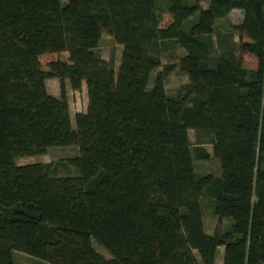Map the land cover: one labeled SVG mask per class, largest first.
I'll list each match as a JSON object with an SVG mask.
<instances>
[{"label":"trees","instance_id":"obj_1","mask_svg":"<svg viewBox=\"0 0 264 264\" xmlns=\"http://www.w3.org/2000/svg\"><path fill=\"white\" fill-rule=\"evenodd\" d=\"M207 1L0 0V264H17L15 251L47 264H215L219 247L222 264H264V0ZM233 8L239 41L218 33L211 60L215 21ZM103 32L123 46L117 73L97 52ZM176 45L188 83L169 96L175 65L161 58ZM60 51L68 60L44 70L40 57ZM66 81L87 89L74 127ZM189 128L210 134L218 176L195 174ZM65 145L78 154L16 164ZM58 166L76 174L56 176ZM203 198L228 221L213 234Z\"/></svg>","mask_w":264,"mask_h":264},{"label":"rangeland","instance_id":"obj_2","mask_svg":"<svg viewBox=\"0 0 264 264\" xmlns=\"http://www.w3.org/2000/svg\"><path fill=\"white\" fill-rule=\"evenodd\" d=\"M197 2L202 8H206L208 5L207 0H188V2ZM243 18V13L240 10H232L225 17L218 18L215 21V29L216 34L213 35L214 46L211 50L210 59L213 60L216 55L219 53V46L216 42V35L218 33L228 35L230 32H234V36L232 37V41L238 43L239 37L235 34V31L232 30L233 26H237L241 23ZM170 22V15L168 13H163L161 16V25L165 26ZM231 40V38H230ZM246 41V39H243ZM123 46L116 43L114 38L109 35L107 32H103L98 43L97 52L103 59H111L114 61V71L117 73L118 67L121 60ZM185 54L184 50L179 46H175L174 50H168L163 53L161 58V65H170L174 64L175 67L173 71L169 74L166 79V91L169 96H173L178 88L188 82L187 75L179 70L176 67V63L178 59ZM242 64L247 69H256L257 61L256 58L252 54H243L238 53ZM51 60H68V53L66 51H60L53 54H46L40 57L41 66L44 70H47V63ZM161 68L152 72L148 89L153 85V80L158 71ZM46 87L48 91L56 90L59 95V81L56 78H47L46 79ZM66 93L68 97L69 107H70V116H71V124L74 127V114L78 111H84L87 106V89L86 85L82 84V87L79 91H73L70 89L68 82L66 81ZM189 141L191 147V153L194 158V170L197 176H201L206 174L207 172H212L213 174L217 171L220 173L219 168V160L212 156V144H211V136L210 134L204 131H196L194 129H188ZM196 149L203 150L209 153V157L206 159H198L194 156L196 155ZM78 154V147L76 145L69 146H53L47 149V151L39 156H24L20 157L16 160V164L25 165L32 163H56L60 160L68 159L74 157ZM56 176H72L76 174V171L73 167L70 166H58L57 171H55ZM204 205L203 217L206 223V229L209 232H213L216 228H221V223L219 225H215V221L212 218V211L210 208V200L203 198L202 199ZM213 219V220H212ZM215 225V226H214ZM92 244L94 249L101 254L104 258L110 259L111 255L96 241L92 240ZM223 256V250L220 247L217 251L216 258L219 260ZM14 258L17 264H47L43 260H39L33 256L28 254L15 251Z\"/></svg>","mask_w":264,"mask_h":264},{"label":"crops","instance_id":"obj_3","mask_svg":"<svg viewBox=\"0 0 264 264\" xmlns=\"http://www.w3.org/2000/svg\"><path fill=\"white\" fill-rule=\"evenodd\" d=\"M85 84V83H84ZM47 86V85H46ZM207 173H210V174H213L212 172H207ZM220 173H219V171H217V172H215L214 173V175H216V176H218ZM212 218L214 219V221H215V225H218V224H220L219 223V221H218V219H217V217H215V216H213L212 215ZM212 219V220H213ZM203 223H204V228H205V231L208 233V234H213V232H209L207 229H206V223H205V220H204V217H203ZM221 224H223V226H225V225H227L228 224V221H226V220H222L221 221ZM214 225V226H215ZM220 248V247H219ZM219 248H218V250H219ZM222 248V250H223V247H221ZM217 250V251H218ZM223 263V256L219 259V260H217V258L215 257V264H222Z\"/></svg>","mask_w":264,"mask_h":264},{"label":"bare ground","instance_id":"obj_4","mask_svg":"<svg viewBox=\"0 0 264 264\" xmlns=\"http://www.w3.org/2000/svg\"><path fill=\"white\" fill-rule=\"evenodd\" d=\"M208 2V1H207ZM209 4V3H208ZM208 6V5H207ZM232 10H240L241 11V13H243V11L241 10V9H238V8H233V9H231L229 12H231ZM228 12V13H229ZM167 79V78H166ZM58 80V79H57ZM154 81V80H153ZM188 83V82H187ZM186 83V84H187ZM83 84V83H82ZM45 85H46V81H45ZM165 85H166V83H165ZM185 85V84H184ZM152 87V86H151ZM181 87V86H180ZM165 89H166V87H165ZM72 90V89H71ZM46 91H47V93L48 94H50V95H52L53 97H56V98H58L59 97V95L57 94V91L56 90H53V91H48L47 90V87H46ZM73 91H79V90H73ZM167 92V91H166ZM66 95H67V93H66ZM67 99H68V97H67ZM68 105H69V102H68ZM87 107V106H86ZM86 110V109H85ZM84 110V111H85ZM69 111H70V107H69ZM84 111H78V112H84ZM77 113V112H76ZM188 137H189V134H188ZM65 146H67V145H65ZM69 146V145H68ZM50 148V147H49ZM48 148V149H49ZM39 156V155H38ZM61 161V160H60Z\"/></svg>","mask_w":264,"mask_h":264}]
</instances>
